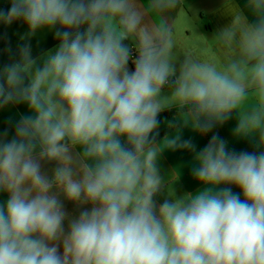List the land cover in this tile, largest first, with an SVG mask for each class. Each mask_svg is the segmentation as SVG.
I'll list each match as a JSON object with an SVG mask.
<instances>
[{
  "label": "clouds",
  "instance_id": "9594fccd",
  "mask_svg": "<svg viewBox=\"0 0 264 264\" xmlns=\"http://www.w3.org/2000/svg\"><path fill=\"white\" fill-rule=\"evenodd\" d=\"M182 3L11 0L0 10L29 35L64 29L42 66L26 45L0 71V110L27 105L9 120L14 134L0 136V264H264V151L230 152L214 135L193 168L204 188L154 201L165 185L160 154L194 149L179 132L154 143L165 108L205 133L234 118L236 138L258 133L264 147V0H251L255 20L237 12L214 37L221 65L184 55L177 72L167 14ZM44 160L57 163L51 176ZM61 196L92 205L67 234Z\"/></svg>",
  "mask_w": 264,
  "mask_h": 264
},
{
  "label": "crops",
  "instance_id": "0c3cea01",
  "mask_svg": "<svg viewBox=\"0 0 264 264\" xmlns=\"http://www.w3.org/2000/svg\"><path fill=\"white\" fill-rule=\"evenodd\" d=\"M135 3L142 9L146 7L147 0H135ZM251 0H183L181 6L171 13L167 14L168 22L174 23V52L176 54V68L179 71L185 56L191 55L194 59L215 63L221 65L224 60V54L217 45L214 37L225 27L230 26L233 14L242 12L250 20H255V14L250 7ZM11 7V0H0V10L7 11ZM152 17L146 16L144 23H150ZM63 31L59 25L52 29H41L34 35H29L27 24L18 19L10 25L0 21V71L6 66L17 62L21 58V49L29 46L30 55L36 61V66H42L49 53L54 54L60 44V37L56 36L57 31ZM86 30V25L80 28V31ZM125 44L132 45V41H125ZM135 51L133 47L132 52ZM137 53V52H136ZM138 55V53L136 54ZM134 58L128 62V70L134 71ZM163 95L170 94V89L164 88ZM176 107L163 109L158 114L157 136L166 129L172 122L168 115L169 111ZM27 111V105H10L7 110H0V136L5 130L9 137L14 134V122L9 123L13 114L19 115ZM179 113H176L173 119L178 126L168 134L158 139L154 143L161 142L166 136H175L179 132L181 140H190L194 149L177 148L175 150L163 151L157 161L159 174L165 185L160 192L154 196L157 207L166 199H171L168 194L169 188L176 198L187 194H195L204 188V185L193 176V168L196 167V155L210 142L212 136L216 135L226 142L227 150L230 152H256L264 151V147L259 146V134H254L249 139H238L234 136L236 126L235 119H229L223 124L215 125L209 132L193 130L190 126H182L177 119ZM154 136V137H155ZM57 166L56 161H41V170L43 173L51 176L53 169ZM168 181H172L169 183ZM234 193L240 190L236 186H230ZM243 199V197L241 196ZM64 211L68 214L63 227L65 234L69 230V220L78 218L84 210H90L91 204L80 205L69 201L61 196ZM57 245L59 253L63 254L62 241L53 242Z\"/></svg>",
  "mask_w": 264,
  "mask_h": 264
},
{
  "label": "trees",
  "instance_id": "16d2710c",
  "mask_svg": "<svg viewBox=\"0 0 264 264\" xmlns=\"http://www.w3.org/2000/svg\"><path fill=\"white\" fill-rule=\"evenodd\" d=\"M164 88H168V86H165ZM179 112H180V110H178L177 108L168 112V115L172 119V122L166 129H164L161 133H159L157 136L154 137V142L157 141L158 139L162 138L163 136H165L166 134H168L170 131H172L174 128H176L178 126V123L173 119V117L176 113H179Z\"/></svg>",
  "mask_w": 264,
  "mask_h": 264
},
{
  "label": "built area",
  "instance_id": "2783aa9c",
  "mask_svg": "<svg viewBox=\"0 0 264 264\" xmlns=\"http://www.w3.org/2000/svg\"><path fill=\"white\" fill-rule=\"evenodd\" d=\"M136 54H137V53H136L135 51H133V52H132V58L135 59V57L137 56Z\"/></svg>",
  "mask_w": 264,
  "mask_h": 264
}]
</instances>
